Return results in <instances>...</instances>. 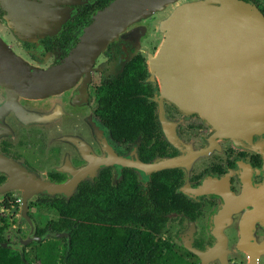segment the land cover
Instances as JSON below:
<instances>
[{"label":"flooded vegetation","instance_id":"obj_1","mask_svg":"<svg viewBox=\"0 0 264 264\" xmlns=\"http://www.w3.org/2000/svg\"><path fill=\"white\" fill-rule=\"evenodd\" d=\"M113 1L0 0V185L10 179L22 183L25 172L53 183L82 174L69 196L39 193L28 199L33 233L20 212L22 191L0 193L6 245L11 247L7 202L19 206L17 218L36 240L43 226L37 225L30 206L46 207L52 199L70 197L79 184L95 182L114 195H136L147 213L155 209L163 221L156 236L164 249L192 264L201 262L195 252L211 248L257 250L264 239V112L255 80L218 85L217 74L226 76L231 66L217 70L216 64L212 69V64L202 69L199 64L193 75L199 88L202 84L212 90L206 98L210 101L195 110L179 107L161 93L150 70L148 60L162 36L153 26L158 18L146 15L107 43L89 76L49 89L38 81L65 61L94 15ZM241 1L264 17V0ZM245 67L247 75L255 72L254 63ZM203 75L209 79H201ZM222 85L224 99L230 101L219 102L217 110L221 94L216 89ZM249 85L254 95L243 103L241 92L247 94ZM234 91L240 97L233 104ZM169 158L177 164L148 172L128 164ZM237 254L242 255L240 264L247 261L238 250L228 255L229 264ZM257 264H264V258Z\"/></svg>","mask_w":264,"mask_h":264},{"label":"water","instance_id":"obj_2","mask_svg":"<svg viewBox=\"0 0 264 264\" xmlns=\"http://www.w3.org/2000/svg\"><path fill=\"white\" fill-rule=\"evenodd\" d=\"M170 4H174L172 9L162 18H158L155 25L162 40L148 60L151 72L158 78L161 93L179 107L195 110L197 104L203 105L204 102L210 101L206 98L212 90L202 84L199 88L196 81L198 77L193 75V71L199 64L201 69L209 64H212V69L216 64L217 70L228 64L231 66V71L226 76L217 74L218 85L223 84V80L231 81L233 86L245 81L250 84L255 80L256 90L249 85L250 91L247 94L245 91L241 92L242 102L247 100L246 97L253 96L251 90H255L262 114V111L264 112V17L252 5L241 0H114L94 15L92 22L84 28L65 61L48 71L45 78L38 77V81L42 83L43 88L49 89L52 86L65 85L79 77L89 76L91 64L96 56L107 43L128 27L130 22L161 12ZM209 39H219L221 43L212 44ZM226 48L229 50L227 53L214 52L216 49ZM248 62L254 63L256 69L253 73L249 71L247 75L248 69L245 66ZM257 65L260 66L259 73ZM200 78L209 79V76L203 75ZM216 90L221 94L216 99L217 106L219 102L228 103L229 98L224 99L225 87L222 85ZM237 96L240 97V93L234 91L233 104ZM220 108L218 106L217 110ZM206 112L205 117L208 119L209 111ZM128 164L142 172H148L174 166L177 164V159H156L152 163L133 159ZM73 175L70 180L53 183L33 178L25 172L22 183L10 179L0 185V193L8 190L22 191L20 212L28 221L33 233L34 222L26 214L28 199L33 194L39 193L69 196L82 174L75 172ZM211 249L207 252H195L201 259L200 264H208L211 261L229 264L228 255L235 254L238 250L247 257L244 264H257L258 260L264 258V239L255 251H248L243 246L236 247L235 252L223 251V248L221 249L223 252Z\"/></svg>","mask_w":264,"mask_h":264},{"label":"trees","instance_id":"obj_3","mask_svg":"<svg viewBox=\"0 0 264 264\" xmlns=\"http://www.w3.org/2000/svg\"><path fill=\"white\" fill-rule=\"evenodd\" d=\"M45 206L55 217L35 234L33 263L22 249L6 245L2 230L7 223L0 215V264H192L164 249L156 236L162 219L155 209L147 213L136 195H114L95 182L81 183L67 199Z\"/></svg>","mask_w":264,"mask_h":264},{"label":"rangeland","instance_id":"obj_4","mask_svg":"<svg viewBox=\"0 0 264 264\" xmlns=\"http://www.w3.org/2000/svg\"><path fill=\"white\" fill-rule=\"evenodd\" d=\"M179 3V1L177 2ZM174 4H170L169 6H166L161 12H155L151 14L150 16H156L157 18H162L165 16L173 7ZM155 26V25H153ZM157 32V31H156ZM158 33V32H157ZM159 34V33H158ZM159 36H161L159 34ZM15 195V194H13ZM16 196V195H15ZM13 197V196H12ZM10 197V198H12ZM3 199H0V211L2 208L1 203H3ZM30 209L35 213L37 217V225L39 227L44 226L45 222L50 219L55 217V213L49 214L47 211V207L44 206H39L36 205L30 206ZM19 210V206L16 208L15 205L10 204L7 202V209L4 210V213L7 215L8 221H9V227H8V233L10 234L9 236V243L13 248H16L18 250L22 249V252L24 254L25 259L33 263L34 258H33V252H32V246L36 240H33L29 235H28V228L25 225V222H20L17 218V213ZM35 210V211H34ZM242 260V255L237 254L234 259H233V264H240V261Z\"/></svg>","mask_w":264,"mask_h":264}]
</instances>
